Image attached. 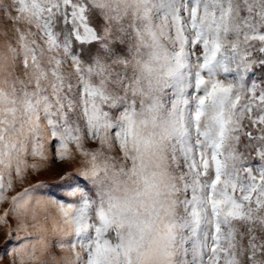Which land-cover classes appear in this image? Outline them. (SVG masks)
<instances>
[{
    "label": "snow or ice",
    "instance_id": "snow-or-ice-1",
    "mask_svg": "<svg viewBox=\"0 0 264 264\" xmlns=\"http://www.w3.org/2000/svg\"><path fill=\"white\" fill-rule=\"evenodd\" d=\"M0 25V264L49 224L66 264H264V0H0Z\"/></svg>",
    "mask_w": 264,
    "mask_h": 264
},
{
    "label": "rangeland",
    "instance_id": "rangeland-1",
    "mask_svg": "<svg viewBox=\"0 0 264 264\" xmlns=\"http://www.w3.org/2000/svg\"><path fill=\"white\" fill-rule=\"evenodd\" d=\"M3 25H0V53H2L5 49L6 38L3 36ZM40 179H45V177H41ZM47 179L50 182H55V176L53 173H49ZM182 214V213H181ZM51 224H49V233L45 236V243L40 245V250L37 255L39 257L37 264H66V259L71 257V251L67 249H60L59 246H53L54 242L57 240V235L59 233H54L51 231ZM264 233V229L260 230ZM246 236L247 234L244 233ZM7 243V238L0 231V249H3L5 244Z\"/></svg>",
    "mask_w": 264,
    "mask_h": 264
}]
</instances>
